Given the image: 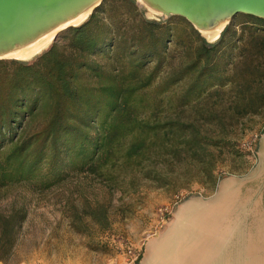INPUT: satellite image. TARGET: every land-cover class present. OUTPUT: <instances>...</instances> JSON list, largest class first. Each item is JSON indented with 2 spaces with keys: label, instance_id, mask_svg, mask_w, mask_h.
Segmentation results:
<instances>
[{
  "label": "trees",
  "instance_id": "obj_1",
  "mask_svg": "<svg viewBox=\"0 0 264 264\" xmlns=\"http://www.w3.org/2000/svg\"><path fill=\"white\" fill-rule=\"evenodd\" d=\"M118 3L128 8L126 13L138 14L135 0H103L82 24L61 31L32 61L0 60V134H15L18 128L22 132L19 139H11L0 158V189L34 179L33 185L51 186L62 178L60 170L52 168L61 151L80 172L109 179L121 167L159 185L168 178L150 166L152 159L180 162L190 158L203 167L215 189L219 178L214 175V163L205 167L204 157L212 155L214 147L233 151L234 144L226 137L211 140L196 120L183 117V110L199 106L209 119L213 112L205 107L207 98L231 81L232 100L224 112L230 109V117H243L260 109L264 103V19L237 14L210 43L183 17L173 16L189 27L199 43L190 60L164 79L162 91L186 79L188 83L175 102L168 100L165 114H160L161 102L143 116L139 108L143 95L158 78L175 33L168 22L142 16L132 20L125 15L119 26L120 21L109 15L111 5ZM239 42L242 60L235 79H224L218 59H230ZM104 52L121 59V68H106L94 58ZM39 110L47 115L46 121L26 134L22 123ZM43 159H49L54 180L50 181L48 172L41 173ZM25 217L23 206L0 214L1 261L11 254ZM93 217L100 218L96 212Z\"/></svg>",
  "mask_w": 264,
  "mask_h": 264
},
{
  "label": "rangeland",
  "instance_id": "obj_2",
  "mask_svg": "<svg viewBox=\"0 0 264 264\" xmlns=\"http://www.w3.org/2000/svg\"><path fill=\"white\" fill-rule=\"evenodd\" d=\"M137 6L138 14L133 15L126 13L128 8L121 3L111 5L109 15L112 20L120 21L119 26L125 15L132 20L142 16L149 21L168 22L175 33L159 76L146 89L139 106L141 114L148 116L154 104L162 102L160 114L163 115L168 100L175 102L188 83L186 79L163 92L164 79L190 60L199 40L177 18L153 14ZM241 44L233 48L230 59L227 56L218 59L224 79H235L236 67L242 60ZM94 58L106 68H121V59L105 52ZM232 86L231 81L217 87L218 93L207 98L205 107L213 112L209 119H205L204 107L200 110L199 106L188 105L183 110V117L196 120L202 133L211 140L226 137L234 144L233 151L214 147L212 155L204 157L205 167L214 163L213 172L219 178L215 189H211L212 183L203 167L190 158L180 162L152 159L150 166L168 178L163 180L166 184L159 185L138 172L121 171V167H116L109 179L80 172L68 164L61 151L52 165L60 170V180H54L56 174L49 171V159L42 160L41 173L48 172L50 181L54 180L51 186L33 185L34 179L0 189V214L19 206L26 210L12 252L0 264H126L125 248L139 246L164 226L167 227L165 242L183 241V237L172 234L199 226L206 228V242L244 243L264 253V103L255 113L230 117V109L224 112L223 108L232 100ZM46 118L45 112L39 110L21 126L27 127L26 134L31 133ZM20 132L18 128L15 134H0V158L9 149L11 139L20 138ZM93 212L100 218H94ZM165 216L168 220L163 222L161 217ZM161 223L164 224L159 229ZM189 237L192 241L194 235Z\"/></svg>",
  "mask_w": 264,
  "mask_h": 264
},
{
  "label": "water",
  "instance_id": "obj_3",
  "mask_svg": "<svg viewBox=\"0 0 264 264\" xmlns=\"http://www.w3.org/2000/svg\"><path fill=\"white\" fill-rule=\"evenodd\" d=\"M103 0H0V60L29 61L58 34L79 26ZM153 14L180 16L205 35L222 30L237 14L264 19V0H135ZM50 39V40H49ZM49 43L29 59L19 54Z\"/></svg>",
  "mask_w": 264,
  "mask_h": 264
},
{
  "label": "crops",
  "instance_id": "obj_4",
  "mask_svg": "<svg viewBox=\"0 0 264 264\" xmlns=\"http://www.w3.org/2000/svg\"><path fill=\"white\" fill-rule=\"evenodd\" d=\"M166 231L164 226L149 236L136 264H263L264 253L249 244L206 242L205 227H191L188 232L172 234L183 237V241L177 243L164 241ZM190 234L194 235L192 241Z\"/></svg>",
  "mask_w": 264,
  "mask_h": 264
},
{
  "label": "built area",
  "instance_id": "obj_5",
  "mask_svg": "<svg viewBox=\"0 0 264 264\" xmlns=\"http://www.w3.org/2000/svg\"><path fill=\"white\" fill-rule=\"evenodd\" d=\"M164 211H168L167 208H165ZM161 220L163 222L168 220V217H161ZM164 223H161L159 225V229L162 228ZM158 229H156L157 232ZM145 242H142L139 246H132V247H126L125 248V255L127 256L126 259V264H136V262L140 259L141 255H142V251H143V247H144Z\"/></svg>",
  "mask_w": 264,
  "mask_h": 264
},
{
  "label": "bare ground",
  "instance_id": "obj_6",
  "mask_svg": "<svg viewBox=\"0 0 264 264\" xmlns=\"http://www.w3.org/2000/svg\"><path fill=\"white\" fill-rule=\"evenodd\" d=\"M218 33H219V30L215 34H213V35L212 34L211 35H205V37L209 41H214V40H216V38L218 36ZM49 40L47 42H45V43H42L41 45L36 46L32 50H29L27 52L19 54L18 58L29 59V58L33 57L34 55L38 54L49 43Z\"/></svg>",
  "mask_w": 264,
  "mask_h": 264
}]
</instances>
